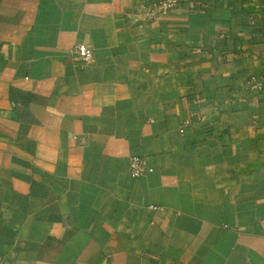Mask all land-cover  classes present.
Returning a JSON list of instances; mask_svg holds the SVG:
<instances>
[{"label": "crops", "instance_id": "crops-1", "mask_svg": "<svg viewBox=\"0 0 264 264\" xmlns=\"http://www.w3.org/2000/svg\"><path fill=\"white\" fill-rule=\"evenodd\" d=\"M149 1L0 0V264H264V0Z\"/></svg>", "mask_w": 264, "mask_h": 264}, {"label": "built area", "instance_id": "built-area-1", "mask_svg": "<svg viewBox=\"0 0 264 264\" xmlns=\"http://www.w3.org/2000/svg\"><path fill=\"white\" fill-rule=\"evenodd\" d=\"M180 1L181 0H154L147 3L145 2L140 5L139 12L148 20H157L175 11L179 6ZM71 54L79 69H83L94 62L93 50L86 44L76 45L71 50ZM257 88L259 90L262 89L261 83H257ZM150 172H152V170L145 157L135 155L130 158L128 173L131 179H139ZM149 209L155 211L163 210L161 207L157 206H150Z\"/></svg>", "mask_w": 264, "mask_h": 264}]
</instances>
